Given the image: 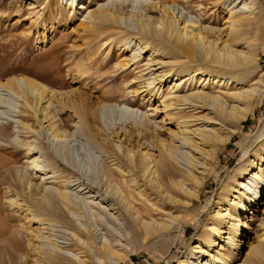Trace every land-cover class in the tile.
Returning a JSON list of instances; mask_svg holds the SVG:
<instances>
[{"label": "bare ground", "instance_id": "6f19581e", "mask_svg": "<svg viewBox=\"0 0 264 264\" xmlns=\"http://www.w3.org/2000/svg\"><path fill=\"white\" fill-rule=\"evenodd\" d=\"M235 1L232 0L228 4L232 7L229 8L224 23L226 32L224 40L220 36V29L204 24L205 18L192 16L190 11L189 15L184 12L183 15L182 11L177 10L178 6L187 10L195 2L198 7L202 4L206 7V3L212 2L215 5L217 0H171V3L163 1L159 5L161 9L156 14L150 10L157 5L153 2L147 4L143 13L127 11L129 5H125L124 2L120 3L119 8L114 9L103 5L93 10H90L88 6L84 8L87 9L90 19L87 23L90 25L87 26L85 22L80 25L90 32L88 37L91 36V39L96 42L103 40L108 46L110 43H117L119 47L126 46L124 50L129 49L127 61L134 64L136 69L138 68L137 72L141 76H149L140 87L144 89L143 91L148 89L153 91L156 88L155 92L158 94L160 104L163 110L167 111L166 118L173 120L176 127V130L170 132L167 138H162L158 135L157 124L152 131H147L148 123L138 124L137 122V133L144 138L145 142H148L151 150L143 152L137 162L134 153L130 151L124 153L122 149L121 154L128 163H122L113 153L111 160L113 168H104L107 182L104 197L106 196L112 202L101 208L114 222L120 220L117 212L121 209L125 211V213L122 211L124 214H120H123L127 221L130 220L135 224L136 230L132 232L131 237L135 243L145 245L155 237L160 239L172 233L173 224H179L183 217L177 211H172L169 215L170 219L162 220L161 217L164 214L162 210H159L161 208L146 203L149 201V196L154 194L159 200L183 208L184 211L190 208L194 200L199 201L201 189L206 183L208 174L216 172L215 179H218L224 170L223 167H219L222 162L220 152L227 148V144L238 133L243 122L249 115L254 114L256 103L262 100L264 70L258 71L261 61L256 35L264 26V18L260 11L255 10L257 0H238L236 3ZM76 2L77 0H70L71 9L76 10L81 3L79 1L76 4ZM175 10H177L176 13ZM177 13L183 16L178 18ZM121 18L124 19L127 31L124 35L129 38L127 43L122 41L123 38L115 37L122 28L120 27ZM129 24H132L131 29H135L136 32L128 31ZM247 25H251L255 30L253 38L244 31ZM217 31L219 33L215 37ZM99 48H101L100 45L96 50L99 51ZM79 70L82 73L87 72V68H82V65ZM256 73H258L257 77L254 76ZM123 77L124 74L119 70L107 76L112 80ZM126 83L128 82L121 80L122 88L126 87ZM256 84L261 87H255ZM164 85L169 87V94L163 92ZM23 88L31 94L30 96H40V100L41 94L46 91V87L38 82L23 76H13L0 82V107L4 94L2 91L8 90L13 97H16L20 95ZM106 93L101 96L102 101H97V104H101V109L113 104L110 103L113 102L111 98L116 100L120 97V94L115 95L112 89H108ZM21 96L24 97L22 94ZM16 105L12 101L6 111H0V118L7 122L11 121L14 118L12 114L17 110ZM21 108L18 109L22 111ZM121 110L131 117L136 114L126 105H123ZM203 112L212 116H205ZM85 117L86 115H83L80 118L81 122L78 124L80 128L77 127L82 135L90 133L91 128L87 124L88 121H85ZM205 118L210 121V124H219L216 125L218 127L210 125L208 128L209 125L203 122ZM217 120H220L219 123ZM4 126L0 125V135H4ZM161 127L163 125L159 126ZM140 130H143V133ZM37 132L43 134L42 130L39 132L38 129ZM69 138L67 129H57L51 139L49 137L46 139L50 145L54 141L62 142L63 148H66L65 142ZM256 140L260 143L259 147L252 153L246 151L241 157L237 172L228 177L234 185L225 183L216 201V209L211 216L212 222L205 225L204 231L198 235L197 242L192 246L190 255H196L194 260L198 261V264H202L205 258H208L205 264H235L225 254L226 251L235 255L239 253L241 241L238 238L242 224L238 217L239 213H242L247 205L252 207L260 203L261 196L264 194L263 184L257 183L258 180L264 182V130L258 134ZM32 144L28 151L34 154L39 150V156H42L40 150H43L45 145L36 141ZM153 148H158L160 153L154 154ZM250 154L253 159L249 158ZM180 162L186 166V169L182 170L178 167ZM0 165L7 166L6 160L0 159ZM31 165L39 169L42 175L41 181L44 184L43 199H38L44 216L37 217L33 211L28 215L29 219L36 223V230H31L30 233L38 241V246L35 248L37 264H99L94 258L97 255L100 261L108 260L101 264H121L130 259L126 249H118L121 245L120 240L114 241L104 236L97 241V238H92L90 227L80 229L71 219V214L75 213L74 209L79 210L77 206L74 208L72 197H79L83 202L81 193L87 189V196L96 199L102 196L101 193L97 195L100 192L97 186H92L91 183L88 184L79 177L72 179L73 176L64 178L65 183L60 186L57 178L67 174H62L63 171H61L58 174L63 176H58L56 172L59 171L57 168L59 162L51 161V158L42 159L39 163L35 157L31 160ZM254 166H257V171L251 169ZM49 179H52L49 181L51 185L46 186L45 183ZM255 183L258 186L253 188ZM247 186L248 189L252 188V193L249 194L245 190ZM108 187L111 190H108ZM92 192H94L93 195H91ZM136 197L142 200L138 201L139 198ZM14 202L15 200L11 201V203ZM88 202L92 205L93 200ZM48 207L52 211H48ZM8 230L6 222L0 219V233L5 234ZM22 233L21 228L9 231L6 236L9 244L12 246L19 240L17 235ZM70 236L71 238L67 239ZM127 239L130 240V238ZM257 239L255 246L248 249L243 262L238 264H264V230ZM70 240H72L71 243L68 242ZM200 257L202 259L199 260ZM189 258L191 257L183 256L178 264H191ZM8 264H12L11 258Z\"/></svg>", "mask_w": 264, "mask_h": 264}, {"label": "rangeland", "instance_id": "374dc122", "mask_svg": "<svg viewBox=\"0 0 264 264\" xmlns=\"http://www.w3.org/2000/svg\"><path fill=\"white\" fill-rule=\"evenodd\" d=\"M79 1L81 3L76 10H73L70 7V0H0V82L13 76H23L46 87L45 93L41 94V100L40 96H30L31 94L26 92L25 88L23 93L20 92V95L16 97H13L8 90L2 91L4 94L0 111H6L12 101L17 104V110L12 114L14 118L9 122L0 118V125H5L4 135H0V159L6 160L7 163V166L0 165V219L6 222L8 232L21 228L23 233L17 235L19 240L12 246L6 237L8 232L0 233V264H8L9 258L12 264H37L35 248L38 246V241L30 233L31 230H36V223L31 221L28 215L33 211L37 217L44 216L38 203V199H43L44 184L41 181L42 175L39 169L31 165V160L35 157L39 163L46 158L59 162L57 167L59 171L56 173L63 171L62 174H67L57 178L60 186L65 183L64 178L73 176L72 179L79 177L100 189L97 195L101 193L102 196L96 199L89 198L87 189L83 190L81 197L84 198V203L79 197H72L74 208L77 206L79 210L74 209L75 213L71 214V219L80 229L90 227L95 234L91 232L92 238H97V241L104 236L110 240H120L121 245L118 249H126L130 255V259L121 264H178L185 255L191 257L189 258L191 264H198V261L194 260L196 255H190L192 246L197 242L198 235L204 231L205 225L212 222L211 216L225 183L234 185L228 177L237 172L241 157L246 151L252 153L259 147L260 143H257L256 139L264 130V92L261 93L262 100L255 105L254 114L248 116L238 133L227 144V148L220 152L222 162L219 167H223L224 170L218 179H215L216 172L208 174L206 183L201 189L199 201L194 200L190 208L184 211L183 208L159 200L154 194L149 196V201L146 203L161 208L158 209L163 211L162 220L170 219L169 215L172 211H177L183 218L179 224H173L172 233L169 235L160 239L155 237L145 245L138 242V245L131 240L136 228L135 224L124 217L125 211L122 209L118 211L116 214L119 215L120 220L114 222L102 209L112 202L106 196L104 197V190L107 189L104 168H113L111 161L113 153L119 161L128 163L121 154L122 149L124 153L127 151L134 153L137 162L143 152L151 150L148 142H145L144 138L137 133L139 123H148L147 131H152L157 124L158 135L162 138H167L170 132L176 130L175 123L166 118L167 111L163 110L160 104L158 94L155 92L156 88L153 91L149 89L143 91L144 89L140 87L149 76H141L137 72L138 68L136 69L134 64L127 61L129 49L124 50L126 46L119 47L117 43H110L108 46L103 40L99 42L92 40L91 36L88 37L90 32L86 31L80 23L90 21L87 9H84L86 6L90 10L97 9L101 5L114 9L119 8L120 3L124 2L125 5H129L127 11L143 13L147 4L153 2L157 5L150 10L156 14L161 9L160 3L163 1L171 3V0H77L76 4ZM230 1L232 0H217L215 5L213 2L206 3V7L205 4L198 7L195 2L187 10L182 9L181 6H178L177 10L182 11L183 15L184 13L189 15L190 11L192 16L205 18L204 24L220 29V36L224 40L226 33L224 23L228 10L232 7L228 5ZM81 5H83L82 8ZM255 5V10L260 11L264 18V0H257ZM183 15L177 13L178 18ZM123 20L121 18L120 27L122 28L115 37L123 38L122 41L127 43L129 38L124 35L127 31ZM88 24L90 25L87 23V26ZM131 26L132 24H129L128 31L136 32L135 29H131ZM244 31L249 37L251 36L250 38L255 35L251 25H247ZM218 33L217 31L214 36L216 37ZM256 36L261 61L258 71H261L264 70V26ZM99 45L101 48L98 51L96 48ZM81 65L82 68H87V72L82 73L79 70ZM117 70L124 74L123 78L116 80L107 78ZM254 76L257 77L258 73ZM122 79L128 82L125 88H122ZM255 87L261 86L256 84ZM108 89L115 91V95L120 94V97L116 100L110 97L113 101L110 103L113 104L101 109V104H97V101H102L101 96ZM261 89L264 90V88ZM163 92L170 93L167 85H164ZM106 95L110 96L107 93ZM123 105L134 110L136 114L132 117L128 113L125 115L121 110ZM83 115H86L85 121H88L87 124L91 128L90 133L82 135L78 124ZM205 116L211 117L212 114H205ZM219 121L217 120L218 123ZM203 122L209 125L208 128L210 125L215 127L219 125L210 124L206 118ZM22 123L26 126H22ZM160 125L163 127L159 128ZM38 129L39 132L42 130L43 134H38ZM57 129H67L70 134L69 140L65 142L66 148H63L62 142L54 141L51 145L47 143L46 138L51 139ZM140 131L143 133V130ZM72 132H74L73 135ZM33 141L46 146H44L45 150H40L42 156H39V150H35L37 153L34 154L28 151ZM65 149H67L66 153H64ZM153 151L154 154L160 153L158 148H153ZM249 158L253 159L251 154ZM170 167L172 168V165ZM178 167L182 170L186 169L182 162ZM251 169L258 170L257 166ZM62 174L58 176H63ZM51 180H47L45 185L50 186ZM257 183L263 184L264 187V182L258 180ZM257 183L253 185V188ZM67 189L70 188L67 187ZM108 190L111 188L108 187ZM245 190L249 194L253 192L252 188L248 189V186ZM93 194L94 192L91 195ZM136 198H139L138 201L142 200L140 197ZM12 200L15 202L11 203ZM89 200H93L92 205L88 202ZM48 211H52L51 208L48 207ZM238 217L242 223L238 238L241 241L239 253L235 255L226 251L225 254L235 264L243 262L248 249L255 246L258 235L264 230V194L261 196L260 203L252 207L247 205ZM70 238L71 236L67 239ZM68 242L71 243L72 240ZM94 258L99 264L108 261L102 258L103 261H100L98 255ZM207 260L208 258H205L202 264H205Z\"/></svg>", "mask_w": 264, "mask_h": 264}]
</instances>
